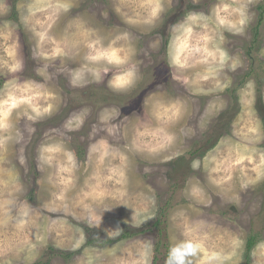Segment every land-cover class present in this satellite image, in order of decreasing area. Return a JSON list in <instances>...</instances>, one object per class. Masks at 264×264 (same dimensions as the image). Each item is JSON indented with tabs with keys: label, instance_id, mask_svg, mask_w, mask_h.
<instances>
[{
	"label": "rangeland",
	"instance_id": "rangeland-1",
	"mask_svg": "<svg viewBox=\"0 0 264 264\" xmlns=\"http://www.w3.org/2000/svg\"><path fill=\"white\" fill-rule=\"evenodd\" d=\"M246 263L264 0H0V264Z\"/></svg>",
	"mask_w": 264,
	"mask_h": 264
},
{
	"label": "trees",
	"instance_id": "trees-1",
	"mask_svg": "<svg viewBox=\"0 0 264 264\" xmlns=\"http://www.w3.org/2000/svg\"><path fill=\"white\" fill-rule=\"evenodd\" d=\"M225 115H226V113H224V114H222V115H219L218 117H217V119L215 120V122H216V125H215V128H217L218 126L220 127V125L221 124H225L224 122H223V119H224V117H225ZM217 130V129H216ZM219 134V133H218ZM218 134H217V136H218ZM212 138H216L214 135H213V132L211 133V135H210ZM165 207H166V210H164V207L162 206V208H161V210H160V214L163 216V217H165V212H167L168 213V211L170 210V209H172V204H171V199L169 200V201H167L166 203H165ZM88 233L90 234V239H88L87 240V243H92V242H95L97 239H95L96 238V236L98 235V233H96V232H94L93 230H88ZM125 236V235H124ZM124 236H121L122 238H124ZM256 238H257V236H256ZM255 238L252 236V237H250V239H249V241H248V243H247V245H246V253H250V251H252V248L255 246ZM100 244H102V245H104V244H106L105 243V241L103 242V243H100ZM247 257V254L245 255V258ZM247 264V263H246Z\"/></svg>",
	"mask_w": 264,
	"mask_h": 264
},
{
	"label": "clouds",
	"instance_id": "clouds-1",
	"mask_svg": "<svg viewBox=\"0 0 264 264\" xmlns=\"http://www.w3.org/2000/svg\"><path fill=\"white\" fill-rule=\"evenodd\" d=\"M94 58H106L110 62H115L117 64L122 63V61L116 59V54L115 52H101L97 57Z\"/></svg>",
	"mask_w": 264,
	"mask_h": 264
}]
</instances>
